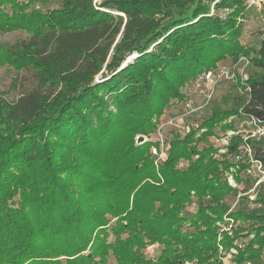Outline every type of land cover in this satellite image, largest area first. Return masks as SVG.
<instances>
[{"label": "trees", "instance_id": "trees-1", "mask_svg": "<svg viewBox=\"0 0 264 264\" xmlns=\"http://www.w3.org/2000/svg\"><path fill=\"white\" fill-rule=\"evenodd\" d=\"M243 11L244 0H0V33L20 34L0 43L15 74L12 97L0 91V264H222L218 246L263 264L264 182L234 209L225 177L264 166L263 141L236 135L218 158L208 138L227 117L264 121V41H237ZM240 56L245 97L215 98L197 129L170 132L163 161L158 143L135 144L188 81ZM223 215L242 224L231 235Z\"/></svg>", "mask_w": 264, "mask_h": 264}, {"label": "rangeland", "instance_id": "rangeland-1", "mask_svg": "<svg viewBox=\"0 0 264 264\" xmlns=\"http://www.w3.org/2000/svg\"><path fill=\"white\" fill-rule=\"evenodd\" d=\"M95 1L99 3L102 0ZM99 10L104 11L102 9ZM210 13L217 14L221 18H224L228 14L226 10L214 12L212 9ZM235 25L238 29L237 32L239 31L240 33L237 36V41L244 47L250 46L258 48L262 41H264V0H244L243 15L235 17ZM17 36H20V34L0 33V43H11ZM137 56L136 53H132L126 58L122 66L124 67L127 63H131ZM250 66L248 57L240 56L235 63L231 57H227L217 62L213 69L203 71L197 77L188 81L186 86L181 87L179 90L183 99L179 102H172L168 108L163 110L158 120L155 133L151 134L149 138L137 136L135 138V144H137L139 137L143 138V142L151 141L158 143L156 153H153L154 146L151 147V155L154 156L155 161H163L166 158L168 149L165 140L172 137L170 132H179L183 136V134H187L191 129H197L202 120L208 118L206 106L209 103L211 104L215 98L221 101V98L225 97L230 101L229 107H233L235 99L245 97L246 88L244 83L249 75ZM14 76V71L11 68L0 63V91L3 92L2 94L5 97H12V94L9 95L7 93L12 83H14ZM99 76L95 78L96 83L101 80ZM24 86H27V84H24ZM210 104L208 105L209 108ZM227 107L228 104L226 109ZM228 124L235 126L236 129L233 127L231 129L233 131H231L222 128ZM246 130V122L244 120L239 121L235 116L227 117L219 122L218 126L213 129L212 135L208 137L209 144L216 149V157L222 158L226 152V146L229 140L236 135H243ZM202 132L203 130H199L196 136ZM203 146L205 147L201 143L197 147L201 148ZM226 159L231 160L230 157H226ZM183 165H185L184 162H180L179 166L182 167ZM225 177L228 185L238 191L235 201L232 203L233 208L237 201L240 202L242 197L247 198L244 202L248 201V207H252L251 201L255 197V189L259 183L264 182V175L258 170L257 166L253 162H250L246 170L237 171V169H230V171L225 172ZM191 210L195 211V207L193 206ZM216 225L220 228L219 232L225 231L231 235V226L235 228L236 225L242 224L234 223L231 219L226 218V215H223L222 221L217 222ZM220 239L221 237L219 236L218 241ZM158 249L156 245H152L148 246L144 252L147 256L154 257L157 255ZM218 251L222 255V264H238L231 262L229 254L223 253L220 246H218ZM262 259L264 260V256Z\"/></svg>", "mask_w": 264, "mask_h": 264}, {"label": "built area", "instance_id": "built-area-1", "mask_svg": "<svg viewBox=\"0 0 264 264\" xmlns=\"http://www.w3.org/2000/svg\"><path fill=\"white\" fill-rule=\"evenodd\" d=\"M246 93L248 94L250 92V88L248 86H245ZM247 130L243 134V139L246 142V140H254V141H263V147H262V155L264 157V121L259 120L258 118L254 117L253 115H247L245 119ZM242 148L244 151L247 152L248 155H250V150L247 144L243 145ZM153 153H156V149L153 148ZM253 163L257 166L258 170L264 175V166L261 165L258 161H253Z\"/></svg>", "mask_w": 264, "mask_h": 264}, {"label": "water", "instance_id": "water-1", "mask_svg": "<svg viewBox=\"0 0 264 264\" xmlns=\"http://www.w3.org/2000/svg\"><path fill=\"white\" fill-rule=\"evenodd\" d=\"M143 141H144L143 138H142V137H139V138L137 139V144L142 143Z\"/></svg>", "mask_w": 264, "mask_h": 264}]
</instances>
